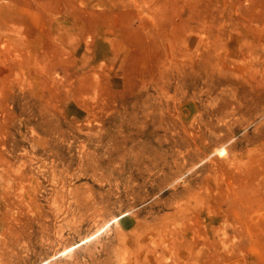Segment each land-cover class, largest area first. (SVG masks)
<instances>
[{
	"label": "rangeland",
	"instance_id": "374dc122",
	"mask_svg": "<svg viewBox=\"0 0 264 264\" xmlns=\"http://www.w3.org/2000/svg\"><path fill=\"white\" fill-rule=\"evenodd\" d=\"M0 6L1 264H264V0Z\"/></svg>",
	"mask_w": 264,
	"mask_h": 264
},
{
	"label": "bare ground",
	"instance_id": "6f19581e",
	"mask_svg": "<svg viewBox=\"0 0 264 264\" xmlns=\"http://www.w3.org/2000/svg\"><path fill=\"white\" fill-rule=\"evenodd\" d=\"M5 8L3 6H0V23H8V19L4 14ZM220 152H223V150H220Z\"/></svg>",
	"mask_w": 264,
	"mask_h": 264
},
{
	"label": "built area",
	"instance_id": "2783aa9c",
	"mask_svg": "<svg viewBox=\"0 0 264 264\" xmlns=\"http://www.w3.org/2000/svg\"><path fill=\"white\" fill-rule=\"evenodd\" d=\"M1 264V263H0Z\"/></svg>",
	"mask_w": 264,
	"mask_h": 264
}]
</instances>
